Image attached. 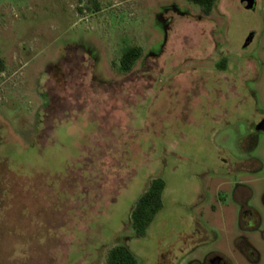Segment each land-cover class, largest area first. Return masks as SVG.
<instances>
[{
  "label": "rangeland",
  "instance_id": "1",
  "mask_svg": "<svg viewBox=\"0 0 264 264\" xmlns=\"http://www.w3.org/2000/svg\"><path fill=\"white\" fill-rule=\"evenodd\" d=\"M240 1L0 0V264H106L155 178L138 264H203L239 235L221 183L264 191V0Z\"/></svg>",
  "mask_w": 264,
  "mask_h": 264
},
{
  "label": "flooded vegetation",
  "instance_id": "2",
  "mask_svg": "<svg viewBox=\"0 0 264 264\" xmlns=\"http://www.w3.org/2000/svg\"><path fill=\"white\" fill-rule=\"evenodd\" d=\"M167 11L168 9L165 12ZM262 127H264V112L258 120L252 124V131L255 137L264 133ZM252 147L253 143L250 146V151H253ZM251 160L258 164V168L260 169L261 163H259L258 159L253 157ZM246 165V162H237L233 164V169L245 170L247 167ZM226 166L231 165L227 164ZM230 184L232 185L226 194L221 196L220 193H218V200L222 202H227L229 200V202L235 207V232L239 235L230 240L226 238L222 239L225 244L221 248L213 247L215 244L214 241L204 242V245L211 248L205 254L203 264H232L228 256L233 253L230 249H234V251L242 256L245 261H249L253 264L259 262L260 250L257 247V243H262L264 245V213L260 212L258 208L260 206L264 207V191L260 193L256 191L254 192V190L247 187L243 181L239 180L223 182L221 183V186H228ZM202 198L201 195V199ZM211 209L215 211L214 207H211ZM208 231L209 230L206 229L205 233ZM184 260L182 259L181 262ZM190 264H193V262Z\"/></svg>",
  "mask_w": 264,
  "mask_h": 264
},
{
  "label": "trees",
  "instance_id": "3",
  "mask_svg": "<svg viewBox=\"0 0 264 264\" xmlns=\"http://www.w3.org/2000/svg\"><path fill=\"white\" fill-rule=\"evenodd\" d=\"M200 7L204 14H209L214 8L217 0H187ZM142 50L139 47L132 46L122 53L119 59V70L123 73L131 71L135 62L141 57ZM218 68L225 70V60L222 59ZM5 70V63L0 58V73ZM164 181L160 178L152 179L138 198L130 211V227L133 238H140L146 234V230L152 222L155 214L162 207V193L164 190ZM129 236L122 237L121 241L113 246L107 253L106 264H138L135 255L127 246Z\"/></svg>",
  "mask_w": 264,
  "mask_h": 264
},
{
  "label": "water",
  "instance_id": "4",
  "mask_svg": "<svg viewBox=\"0 0 264 264\" xmlns=\"http://www.w3.org/2000/svg\"><path fill=\"white\" fill-rule=\"evenodd\" d=\"M240 4L245 9H252L255 5V0H241ZM251 40H252V35L248 37V39L246 40L244 44V47H246L250 43ZM262 130H264V127H262Z\"/></svg>",
  "mask_w": 264,
  "mask_h": 264
},
{
  "label": "crops",
  "instance_id": "5",
  "mask_svg": "<svg viewBox=\"0 0 264 264\" xmlns=\"http://www.w3.org/2000/svg\"><path fill=\"white\" fill-rule=\"evenodd\" d=\"M220 116H216V118H219ZM220 161L224 164L227 165L229 164V159H220ZM199 199H201V195L198 196Z\"/></svg>",
  "mask_w": 264,
  "mask_h": 264
}]
</instances>
